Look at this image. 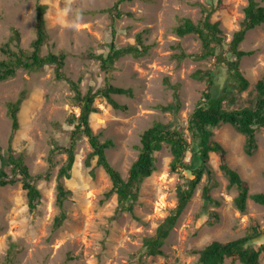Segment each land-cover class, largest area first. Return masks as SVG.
Returning a JSON list of instances; mask_svg holds the SVG:
<instances>
[{"label": "rangeland", "instance_id": "1", "mask_svg": "<svg viewBox=\"0 0 264 264\" xmlns=\"http://www.w3.org/2000/svg\"><path fill=\"white\" fill-rule=\"evenodd\" d=\"M116 1L0 0V44L8 40L11 28H16L19 45L30 50L35 36V6L44 2L48 4L45 13L48 38L41 49L43 54L64 51L67 54L64 71L68 77L80 81L82 91L89 86L101 87L106 80L132 88V95H112L125 108H115L106 98L97 97L94 102L97 110L90 114V124L100 140H112V146L106 150L107 157L125 177L138 155L142 131L154 121L171 122L172 127L189 138L188 118L205 88L204 80L194 78L192 73L214 64V58H176L178 44L187 53H197L201 45L196 34L178 36L174 27L184 17L197 21L202 15L201 6L219 4L211 20L219 21L229 41L240 27L247 0L123 1L118 6L120 16L116 15V9L106 10ZM257 1L264 5V0ZM139 32L143 43L151 44L149 51L139 57L125 54L107 72L97 60L84 55L87 51L107 52L111 43L134 44ZM239 48L253 50L239 64L249 80L247 89L238 90L223 66L216 69L215 93L226 95L223 106L227 109L254 101L255 82L264 74V23L248 30ZM3 57L0 51V59ZM175 83H179L181 104L176 112H171L161 105L173 102L170 84ZM22 89H26V98L18 111L19 128L11 145L15 154H22L41 195L36 208L31 210L20 179L0 185V264L6 261L8 264H139L141 261L198 264V253L194 250L212 240L227 241L243 236L253 220L264 229V204L248 198L246 209L239 210L234 203L238 190L227 186L218 154L210 152L212 176L203 175L165 239L164 254L146 256L143 238L153 235L158 224L175 208L177 187L185 185L193 175L182 168L171 169L172 153L169 145L163 143L155 154V170L140 184L133 213L117 212L116 193L106 195L112 185L109 175L96 164V157L90 166L84 163L91 150L85 136H80L74 144L75 160L70 177L63 179L71 190L63 203L66 218L55 228L54 219L60 211L56 202V177L65 163L64 148L70 144L74 127L69 117L78 114L79 107L69 84L55 79L52 66L37 71L18 68L14 76L0 81V148L4 155L8 154L11 133L6 103L14 100ZM255 137L257 149L248 155L243 148L245 135L230 123L214 130V138L226 148L228 164L247 180L249 194L264 192V130L258 128ZM189 158L188 151L186 159ZM3 168L11 174L10 166ZM205 184L211 186L210 195L219 203L204 201ZM262 241L264 235L256 240ZM260 262L264 264V253ZM224 264L242 263L226 258Z\"/></svg>", "mask_w": 264, "mask_h": 264}, {"label": "trees", "instance_id": "2", "mask_svg": "<svg viewBox=\"0 0 264 264\" xmlns=\"http://www.w3.org/2000/svg\"><path fill=\"white\" fill-rule=\"evenodd\" d=\"M123 1L131 0H117L111 8H106V10L116 9V15L120 16L121 12L118 6ZM217 6L213 4L209 7L201 6L202 15L197 21H193L190 17H184L174 27V32L178 36H185L190 33L196 34L201 45L197 53H187L178 44L179 51L174 53L176 58L179 60L185 57H192L197 60L214 58L213 67L199 68L192 73L194 78L204 80L205 88L188 118L189 138L184 132L172 127L171 122L154 121L142 131L138 155L131 163L125 177L110 163L107 157L106 150L112 146V140H100L99 135L93 131L90 124V114L97 110L94 105L97 97L106 98L107 102L115 108H125L126 106L120 104L112 95H132V88L111 84L106 80L101 87L93 89L92 86H89L85 91H82L80 81L68 77L64 71L67 56L64 51L42 53V46L48 38L45 18L48 8L47 3H36L35 36L30 43V50L19 45V31L16 28H11L12 34L8 40L0 44V51L4 55L0 59V81L14 76L18 68L37 71L46 66H52L55 79L66 81L69 84L73 91L74 101L79 107V113H74L69 117V121L74 124V127L70 134V144L64 148L67 153L65 163L58 169L56 177V202L60 211L54 219L53 226L55 228L60 226L66 218L63 203L71 190L66 186L63 179L70 177V171L75 160L74 144L80 136H85L91 147L84 159L85 165L90 166L92 158L96 157V164L102 166L111 179L112 185L106 195L116 193L118 200L117 212L127 211L133 213L140 184L145 177L151 175L155 170V154L161 149L163 143L169 145L172 153L171 169L182 168L190 171L193 175V177L186 180L185 185L177 187L175 208L158 224L153 235L143 238V247L148 257L164 254L162 246L165 239L194 194L203 175H206L207 178L212 176L214 170L209 163L210 152L218 154L219 168L228 179L227 186L230 188L235 187L238 190L237 195L234 197V203L239 210L244 211L246 209L248 198L264 204V192L248 193L247 180L243 179L239 172L228 164L226 148L214 138L215 128L223 123H230L237 131L245 135L243 148L246 154L252 155L257 149L256 130L258 128L264 130V74L255 82L254 101L250 105L234 109H227L223 106L226 99L224 93L222 95L215 93V77L216 69L223 66L238 90L247 89L249 80L241 72L239 64L241 58L252 54L253 50L241 49L239 45L244 40L248 30L264 23V5L257 0H247L240 27L233 32L229 41H226V35L222 31L219 21L211 20V15ZM103 10L105 11V9ZM112 33L114 35V31ZM150 47L151 44L143 43L141 32H139L136 35L134 44L116 46L111 43L107 52L87 51L84 55L97 60L100 68L107 72L112 63L119 57L125 54L139 57L147 53ZM170 86L173 87V102L161 105V108L176 112L181 104L179 83L170 84ZM223 91L225 92V90ZM25 98L26 89H22L14 100H9L6 103L7 114L11 120V133L8 140V154H2L0 148V185L14 183L20 179L23 188L26 189L28 206L33 210L39 202L40 190L33 181L34 176L29 172L22 154H15L11 145L13 134L19 128L18 111ZM188 151L190 152V158L187 160L186 154ZM2 164L11 167V174L3 168ZM90 171L93 173V169ZM210 190V185L205 184L203 186L202 196L204 201L206 203H219L211 197ZM214 216H218L216 212H214ZM262 235H264V229L261 228L257 220H253L249 231L243 236L227 241L214 239L201 249L194 250L198 253L197 263L224 264V260L230 258L239 260L242 264H261L260 257L264 253V241L257 243L256 240ZM8 263L9 261H6L3 264ZM139 264L150 263L141 261Z\"/></svg>", "mask_w": 264, "mask_h": 264}, {"label": "bare ground", "instance_id": "3", "mask_svg": "<svg viewBox=\"0 0 264 264\" xmlns=\"http://www.w3.org/2000/svg\"><path fill=\"white\" fill-rule=\"evenodd\" d=\"M232 141V140H231ZM232 142H234V141H232ZM234 144V143H233ZM235 145V144H234Z\"/></svg>", "mask_w": 264, "mask_h": 264}, {"label": "clouds", "instance_id": "4", "mask_svg": "<svg viewBox=\"0 0 264 264\" xmlns=\"http://www.w3.org/2000/svg\"><path fill=\"white\" fill-rule=\"evenodd\" d=\"M79 113V112H78Z\"/></svg>", "mask_w": 264, "mask_h": 264}]
</instances>
